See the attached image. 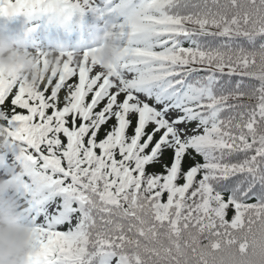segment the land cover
I'll use <instances>...</instances> for the list:
<instances>
[{
    "label": "snow or ice",
    "instance_id": "obj_1",
    "mask_svg": "<svg viewBox=\"0 0 264 264\" xmlns=\"http://www.w3.org/2000/svg\"><path fill=\"white\" fill-rule=\"evenodd\" d=\"M88 15L126 45L110 73L0 79L32 264H264V0H0Z\"/></svg>",
    "mask_w": 264,
    "mask_h": 264
},
{
    "label": "clouds",
    "instance_id": "obj_2",
    "mask_svg": "<svg viewBox=\"0 0 264 264\" xmlns=\"http://www.w3.org/2000/svg\"><path fill=\"white\" fill-rule=\"evenodd\" d=\"M85 39L86 49L79 45L71 48L56 45L37 52L29 47L26 36L0 30V79L27 82L38 87L47 75L42 67L44 60L47 61L48 72H60L67 62L66 57L78 63L87 51L90 65L95 61V66L107 74L125 56L123 39L116 34V29L105 23L89 24ZM9 143L6 130L0 126V172L3 173L0 176V264H32L33 225L27 206L18 198L22 190L19 177L23 170L9 164L6 158Z\"/></svg>",
    "mask_w": 264,
    "mask_h": 264
},
{
    "label": "rangeland",
    "instance_id": "obj_3",
    "mask_svg": "<svg viewBox=\"0 0 264 264\" xmlns=\"http://www.w3.org/2000/svg\"><path fill=\"white\" fill-rule=\"evenodd\" d=\"M10 21H17V25L21 26L24 31L21 36H26L29 41V47L37 52L43 51L46 47H53L56 45H63L67 47H74L76 45L81 46L87 43L86 29L87 26L93 22H96L95 18L91 15L85 16L82 20L77 17L71 23L64 24L50 21L49 19H32L24 16L19 17H0V23H6ZM9 33L14 34V28L9 30ZM97 68L95 71H99ZM123 97H121L122 99ZM7 160L9 164H13L16 167H21L20 161L15 163L14 155L11 151H8ZM6 168L8 165L5 166ZM2 173V172H0ZM3 174V173H2ZM18 198L24 202L25 197L22 192L18 194Z\"/></svg>",
    "mask_w": 264,
    "mask_h": 264
},
{
    "label": "trees",
    "instance_id": "obj_4",
    "mask_svg": "<svg viewBox=\"0 0 264 264\" xmlns=\"http://www.w3.org/2000/svg\"><path fill=\"white\" fill-rule=\"evenodd\" d=\"M193 2H196V0H193ZM257 43H260V41L258 40ZM245 103H252V104H255V101H251V102H249V101H245ZM198 159H199V158H198ZM149 170H150V171H159V168H158V167H156V168H150ZM231 216H232V213H231V211H230V212H229V218H231Z\"/></svg>",
    "mask_w": 264,
    "mask_h": 264
},
{
    "label": "bare ground",
    "instance_id": "obj_5",
    "mask_svg": "<svg viewBox=\"0 0 264 264\" xmlns=\"http://www.w3.org/2000/svg\"><path fill=\"white\" fill-rule=\"evenodd\" d=\"M87 46H88L87 43H85L84 45L83 44L81 45V47H83L85 49L87 48Z\"/></svg>",
    "mask_w": 264,
    "mask_h": 264
}]
</instances>
